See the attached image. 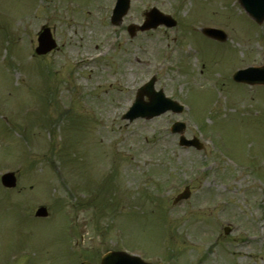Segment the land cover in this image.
Wrapping results in <instances>:
<instances>
[{
    "label": "rangeland",
    "instance_id": "obj_1",
    "mask_svg": "<svg viewBox=\"0 0 264 264\" xmlns=\"http://www.w3.org/2000/svg\"><path fill=\"white\" fill-rule=\"evenodd\" d=\"M113 1L0 0V174L17 177L0 185V264L97 263L125 244L153 263L264 264V85L232 79L264 63V23L236 0H131L113 26ZM151 6L183 27L130 38ZM42 24L59 49L36 56ZM207 25L228 40L202 35ZM152 74L186 110L123 120ZM174 120L201 150L178 145Z\"/></svg>",
    "mask_w": 264,
    "mask_h": 264
},
{
    "label": "water",
    "instance_id": "obj_2",
    "mask_svg": "<svg viewBox=\"0 0 264 264\" xmlns=\"http://www.w3.org/2000/svg\"><path fill=\"white\" fill-rule=\"evenodd\" d=\"M243 5L246 7L249 13L253 14L258 21H261L264 18V0H241ZM127 8V0H120V4L118 5V9L114 14L113 22L119 23L122 14L125 13ZM149 23L146 22L143 26L140 27L141 30L149 28ZM209 32V31H208ZM214 34H219L217 31H213ZM40 46L37 48V52H44L50 49L53 46V42L49 38L48 31L44 32L39 37ZM245 75V78L248 81L256 82L261 81L264 82V68L253 69L249 68L241 72ZM147 94L151 100L150 103L145 104L141 101L142 95ZM168 102V104H167ZM170 105H174L172 107L174 110H180V107L170 103L167 99L163 97L162 91L154 92L153 90V81L144 85L140 88L137 101L133 108L124 116L125 118H129L130 120L136 116H145V117H152L153 115H157L166 109L170 108ZM180 124H177V127ZM181 126V125H180ZM174 130L176 128H173ZM2 182L6 186H14L15 179L12 174H6L2 177ZM188 191L186 190L184 194L180 195V197H186ZM37 214H45L44 209H39ZM84 264V263H83ZM102 264H143L138 258L136 257H129L124 253H116V254H107L104 256L102 260Z\"/></svg>",
    "mask_w": 264,
    "mask_h": 264
}]
</instances>
